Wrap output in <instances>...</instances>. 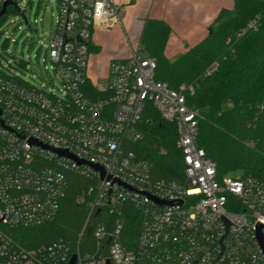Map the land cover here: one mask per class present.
Here are the masks:
<instances>
[{"label": "built area", "instance_id": "obj_1", "mask_svg": "<svg viewBox=\"0 0 264 264\" xmlns=\"http://www.w3.org/2000/svg\"><path fill=\"white\" fill-rule=\"evenodd\" d=\"M55 1L51 64L44 66L53 72L50 86L0 68V264H69L73 256V264H264V183L218 175L197 145L200 113L187 103L195 83L170 88L156 80L155 58L132 44L92 81V28L119 23V6ZM256 25L257 18L246 28ZM217 67L212 62L204 75ZM148 102L175 123L180 180L157 176L129 146L142 136L138 123ZM70 173L86 180L76 198L86 214L74 240L20 243L10 231L53 221ZM128 208L139 216L133 237L125 231Z\"/></svg>", "mask_w": 264, "mask_h": 264}, {"label": "trees", "instance_id": "obj_2", "mask_svg": "<svg viewBox=\"0 0 264 264\" xmlns=\"http://www.w3.org/2000/svg\"><path fill=\"white\" fill-rule=\"evenodd\" d=\"M256 18V27L246 28ZM170 34L166 21L144 18L139 42L144 55L156 60L155 79L170 88L195 83L187 103L200 113L196 143L216 162L218 175H251L264 183V0H232L231 7H221L206 35L173 59L165 55ZM214 61L217 69L205 76ZM138 127L142 136L129 145L137 157L149 160L157 176L182 179L175 123L163 120L148 102ZM68 181L53 221L10 231L20 243L34 247L60 237L74 240L86 214L76 202L86 180L70 173ZM138 226L137 212L128 208L125 231L133 237Z\"/></svg>", "mask_w": 264, "mask_h": 264}, {"label": "rangeland", "instance_id": "obj_3", "mask_svg": "<svg viewBox=\"0 0 264 264\" xmlns=\"http://www.w3.org/2000/svg\"><path fill=\"white\" fill-rule=\"evenodd\" d=\"M213 4V1H211V4L208 3L205 8L201 5L198 17L195 16L190 19L194 15L192 12L191 16L187 17L188 21L186 20V23H183L176 32L171 34L166 45L172 43L173 37H176L177 44L176 42L174 43L173 50L177 52V49L181 46L178 45V41L181 44L185 40L187 41L185 32L188 29L202 28L198 32L200 34L204 30L203 27L208 26L207 23H204L205 12L209 13L210 10H213L214 7L211 9ZM11 7L13 9L8 8L9 11H6L5 16L0 20V68L12 66L19 73V76L29 84L49 87L53 72L50 69L45 70L44 66L51 64L47 51L50 34L55 30V16L58 10L56 1L16 0V6ZM24 17L27 21H25ZM173 18V20L176 19V17ZM176 25L177 23L174 22L173 26L175 27ZM101 28L102 35H108V43L111 46L121 49L127 47L129 42H132V44L138 45L139 52L144 54L143 45L140 44L139 39L132 40L130 37L131 33H124L122 27H117V25L110 23ZM165 55L172 59L178 56L173 53L168 54L166 50ZM100 57V53L90 55L89 67H87V74L94 82L103 78L105 74L104 62ZM96 64H100L102 67H94ZM233 175L239 174L234 173Z\"/></svg>", "mask_w": 264, "mask_h": 264}, {"label": "crops", "instance_id": "obj_4", "mask_svg": "<svg viewBox=\"0 0 264 264\" xmlns=\"http://www.w3.org/2000/svg\"><path fill=\"white\" fill-rule=\"evenodd\" d=\"M115 1L119 6V18H120V22L116 23L115 25H117V27L118 26L122 27L124 33L130 32L131 33L130 37L132 38V40L139 39V35L143 25V20L146 17L159 18L166 21L171 27V34H172L173 32H176L178 30V27H181L183 23H186V20L188 21L187 17H190L191 16L190 14L192 12L194 13V15L191 16L192 18L190 17V19H193L195 16H197L198 13H200L199 8H201V5L203 8H205V6H207L208 3L211 4V1H213L214 3L213 6L211 7V9L214 7L213 10H210L209 13L205 12L204 23H207L208 25L212 22V20L214 19L213 17L216 16V14L218 13L221 7L232 6V0H115ZM173 17H176V19L173 20L174 19ZM174 22L177 23L175 27L173 26ZM203 28L204 30H202L200 34L198 32L202 28L188 29L185 32V35H187V41L185 40L184 43L182 44L181 42L178 41V45L181 46L177 49V52L173 50L174 43L176 42L177 44L176 37H173L172 43L166 45L165 50L168 52V54L173 53L174 55L175 54L180 55L189 46L193 45L194 43H196L206 35L208 26H205ZM100 29L102 28L97 25L92 28L91 45H90L91 49L89 51L88 58L90 60V55H97V53L101 54L100 58L104 62V67H105L104 76H105L111 59L121 58L126 56L128 54L129 46L130 44H132V42H129L127 47H123L121 49L118 47H113L108 43L109 42L107 38L108 35L105 34V36H103ZM88 67H89V63H88ZM94 67L99 68L102 66L100 64H96Z\"/></svg>", "mask_w": 264, "mask_h": 264}, {"label": "water", "instance_id": "obj_5", "mask_svg": "<svg viewBox=\"0 0 264 264\" xmlns=\"http://www.w3.org/2000/svg\"><path fill=\"white\" fill-rule=\"evenodd\" d=\"M57 2H58V0H57ZM13 4H14V1H13V0H6V1L3 3L2 8L0 9V17L5 13L7 6H8V5H13ZM24 19H25V21H27L25 17H24ZM58 152L63 153V154H68V153H66L65 151H60V150H59ZM79 162H81V161H79ZM73 263H74V256L71 258L69 264H73ZM108 263H109V262L107 261L106 264H108Z\"/></svg>", "mask_w": 264, "mask_h": 264}]
</instances>
